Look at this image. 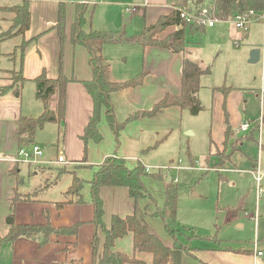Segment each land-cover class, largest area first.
I'll return each instance as SVG.
<instances>
[{"label": "crops", "instance_id": "0c3cea01", "mask_svg": "<svg viewBox=\"0 0 264 264\" xmlns=\"http://www.w3.org/2000/svg\"><path fill=\"white\" fill-rule=\"evenodd\" d=\"M6 1L12 2V5H3ZM24 1H27L30 13L28 29L23 33L13 34L0 44V88L11 85L10 73L20 68L25 80L22 85L16 83L0 96V240L8 234L9 226L6 218L11 213L12 200L17 195L34 194L28 201L23 199L14 203L13 213L16 224L43 225L49 222L54 228L74 224H78L79 227L77 236L52 235L43 246H40L37 241L26 238H18L13 243H0L1 255L8 253L10 256L7 264H93L91 241L95 226L90 188L87 182L92 179L97 166L109 156L116 155L123 158L129 168H134L140 163L149 175L156 174L154 172L161 174L160 171H162H156L154 169L156 165L152 162H170L168 167L163 169L166 171L164 174L166 177L170 171L179 169L178 165L172 163L176 160L177 162L199 161L198 143H201L204 149L206 147L207 156L210 154L208 158L206 156L202 159L204 162H210L216 151H226L232 154L225 160L224 165L226 162H231L235 154L242 155V158L244 155L250 164V170L245 171L248 174L251 170L257 172L256 169H259L262 163L264 164V19H259V16L253 19L263 22L259 24L262 27H260V35L252 34V40L239 51L233 47L237 33L223 27L219 28L216 31L219 40L215 45L219 51L208 64L199 59L201 45L197 36L201 37L207 28H214V25L209 27L204 24L200 31L197 27L186 29L188 31V35H185L187 56L197 59L202 69H209V72L200 79L201 87L198 92L203 111L193 116L179 107H167L154 117L137 118L127 122L116 140L102 110L98 123V131L102 139L98 143L89 140L85 153L81 136L92 116L93 102L83 82L91 80L93 74L88 63L87 50L81 45H73L70 41L75 2L72 0H0V33L9 30L11 25L6 30L3 25L7 20L13 21L14 17V14L9 16L5 12L6 8L21 5ZM204 1L207 3L210 0ZM61 2L64 3L66 12V39L62 47L54 29ZM88 2V0L84 1L87 10L90 6ZM194 2L189 3L190 8H194ZM106 5L107 12L99 10V13L105 14L95 16L101 5L93 14L91 13L90 17L86 13L85 31L91 27L100 31L124 33L127 36L138 35L146 27L154 25L161 16L169 15L177 7L175 0H138L136 13L138 16L124 19L128 25L133 26V29L131 28L128 32L122 25L110 27V22H107L105 15L109 13L110 7H116V11L118 7ZM5 13L9 18L5 17ZM121 19L123 21L122 17ZM177 29L179 27L169 26L157 37L163 40ZM245 32L248 33V30ZM247 33L245 38L249 35ZM229 48L239 53L238 68H233L224 55ZM255 48L260 49V59L257 63L250 64L249 54ZM60 54L63 74L70 79L66 87L64 122L60 125L45 124L36 131L33 142L21 144L17 138L20 118H35L43 111L42 103L36 98L34 79L42 73L48 78H56L59 74ZM243 55L246 63L255 65L254 68L243 69ZM102 56L109 64L111 81L123 82L140 73L145 74L141 85L113 92L110 95L113 115L118 123L126 122L131 114L150 110L166 94L179 95L180 93L182 54L160 47L143 48L139 45L107 44L102 48ZM56 105L57 95L55 94L49 100L48 107L55 109ZM245 123L250 124L246 131L241 128ZM227 128H230V132L226 140ZM60 132L62 133L59 135ZM232 143H235L234 149L231 146ZM48 144L51 145V148H48L51 152L44 149ZM34 145L42 151L38 163L27 164L17 160L20 149H30ZM252 145H255L261 153V157L251 159L243 151ZM58 156H62L67 164H56ZM215 157L218 156L215 155ZM238 161L241 160L238 159ZM223 166L213 169L224 170ZM170 167L172 168L168 169ZM227 171L238 170L227 169ZM30 175H39V183L32 189H23L25 176ZM73 175L86 182L80 191L82 201L77 202L79 197L74 196L71 198V203L57 208V203L67 200L63 193L71 184ZM62 177L68 179V186L59 196L52 197L48 191ZM145 177H142V183L151 198L144 197L135 201L130 197L126 187L101 188L103 222L108 226L113 215L124 217L135 213L151 234L157 236L164 245L171 247L172 239L166 234L162 222L151 216L156 208L163 205L165 190L163 197H153L148 190L150 187L144 180ZM168 179L173 180L169 177L167 182ZM98 237L101 250L104 241L103 233L99 231ZM74 241L77 246L67 257L63 251L64 246L67 242ZM113 249L136 260L135 264H153L151 253L134 250L131 233L118 239ZM227 250L214 248L211 252L202 250L194 254L192 252L194 249L190 248L189 254L182 255L181 264H264V250L255 244L253 249L243 254L240 250H238L239 254ZM257 252H262L263 256H257Z\"/></svg>", "mask_w": 264, "mask_h": 264}, {"label": "trees", "instance_id": "16d2710c", "mask_svg": "<svg viewBox=\"0 0 264 264\" xmlns=\"http://www.w3.org/2000/svg\"><path fill=\"white\" fill-rule=\"evenodd\" d=\"M64 1V0H63ZM67 1V0H66ZM74 1V21L70 28V41L73 45L83 46L89 55V66L92 71V79L84 81V87L92 98L93 112L90 120L84 129L81 139L84 142V152L89 140L95 143L101 141L102 136L98 131V123L103 110L109 129L113 132L116 140L124 125L137 118H151L160 113L163 109L171 106L179 107L187 110L191 115H198L203 111L198 92L200 90V79L209 72V69H202L199 62L187 56L185 51V31L197 27L200 31L203 24H188L180 18L179 9H183L188 0H175L177 6L169 15L161 16L154 25L146 27L140 34L127 36L124 33L100 31L89 28L84 30L87 23L86 13L87 5L85 0ZM194 8L186 7V11L193 13L197 17L208 18L213 13L214 17L219 21H229L234 19L236 15H243L249 12L260 13L264 9V0H210L209 4H205L204 0L194 2ZM206 9L207 14L201 16V12ZM14 14L13 24L6 32L0 33V44L3 40L10 38L13 34H20L26 31L30 24V13L27 1L21 5L6 8ZM66 12L63 2L59 5L57 21L54 29L57 32L60 45L66 39L65 34ZM169 26H176L170 36L163 40H159L157 35L163 32ZM139 45L146 47L166 48L173 53L182 54L181 69V90L179 95L166 94L158 103L150 110L136 112L131 114L127 121L118 123L113 115V109L110 102V95L113 92L136 87L143 83L144 73H140L135 77L123 81L115 82L109 79V64L102 56V48L104 45ZM12 83L9 86L0 88V96H2L9 88L25 81L22 76L21 68L14 72ZM17 79V80H16ZM70 79L63 74L62 56L59 60V74L56 78H48L44 73L34 79L36 85V98L42 103L43 111L35 118L21 117L17 131V138L21 144H29L33 142L35 133L45 124L54 123L60 125L64 122L65 117V96L66 87ZM57 95V105L55 109L48 107V102L52 96ZM230 128L225 131L226 140L229 138ZM62 132L59 133V135ZM234 146V143L231 144ZM232 153L225 154V160L230 158ZM221 155V156H222ZM210 156V154H209ZM207 156L206 158H208ZM84 159V158H83ZM64 173V171L62 172ZM149 175L142 164H137L134 168H129L123 158L116 155L109 156L97 166L96 172L92 179L87 182L90 188L91 203L93 206V224L95 233L91 241L93 264H126L137 263L136 260L129 258L127 255L115 251V242L131 233L133 236V248L137 252H148L153 256V264H181L182 255L189 254L190 248L188 244L180 241L181 235L178 229L177 215V197L178 186L173 180L165 182V200L161 207L156 208L151 214L152 217L160 219L166 234L172 239V246L164 245L157 236L151 234L146 226L138 219L135 213L124 217L113 215L110 224L106 226L103 222V202L100 197V190L103 187H126L128 193L135 201L139 198L150 197L142 183V177ZM151 175V174H150ZM154 179L163 180L161 174H152ZM86 182L72 176V181L63 196L67 199L64 202L56 204L57 208L63 207L65 204L71 203L74 196L79 197L77 202H81L80 191ZM32 195H17L12 200V210L7 216L6 222L9 226L8 234L0 240V243H13L18 238H26L37 241L40 246L46 244L52 235L77 236L78 224L68 227L54 228L48 222L43 225L15 223L13 206L18 200L28 201ZM104 235V241L100 250V240L98 232ZM190 231V230H189ZM191 233V232H190ZM77 246L76 241L67 242L64 246L66 256L71 254ZM247 253L248 251H244Z\"/></svg>", "mask_w": 264, "mask_h": 264}, {"label": "rangeland", "instance_id": "374dc122", "mask_svg": "<svg viewBox=\"0 0 264 264\" xmlns=\"http://www.w3.org/2000/svg\"><path fill=\"white\" fill-rule=\"evenodd\" d=\"M87 14L90 17L91 13L100 7L96 11V17L99 14H105L108 11L110 4L109 13L105 15L107 22H110V27H117L122 25L126 31H131L133 26L128 25L127 19L129 17L136 18L138 15H122L123 9L134 7L138 9V0H88ZM194 0H188L184 8L189 7L190 2ZM197 0H195L196 2ZM6 3V4H5ZM3 5H12V2L6 1ZM118 3L120 5L118 6ZM205 4H209V1ZM104 11V12H100ZM119 10V11H118ZM186 10V9H184ZM10 16L13 13L5 10ZM4 14L6 18H9L7 14ZM14 16V15H13ZM123 18V21L121 17ZM259 16V14H257ZM123 23V24H122ZM263 22H257L256 20H249L244 29L237 26L235 19L229 22L222 23L219 20L214 22V28H207L205 33L198 37L200 42L201 56L199 59L206 64L209 63L219 51V48H215L218 42L219 35L216 31L220 28L228 29L237 33L233 47L235 49H242L243 46L252 40V34L260 35L259 24ZM13 21L7 20L6 24L3 25L6 30ZM87 24V23H86ZM204 27V25H203ZM262 28V27H261ZM188 30V29H187ZM185 31V35H188V31ZM248 30V37L245 38V34ZM247 33V34H248ZM236 43V44H235ZM198 46V47H199ZM220 47V46H219ZM253 50V49H252ZM232 53V55L230 54ZM229 62H231L233 68L239 67V53L234 49L229 48L224 54ZM193 58H195L193 56ZM198 59V60H199ZM243 69L254 68L255 65H249L246 63V58L243 55ZM197 60V59H193ZM205 60V61H204ZM208 61V62H207ZM237 73V71H235ZM14 72L10 73V77H14ZM17 80V79H16ZM48 134V133H45ZM43 148L45 146H42ZM47 147V148H46ZM44 149L47 152H51V145L48 144ZM226 147V146H225ZM197 153L199 155L198 162H177L175 165L179 166V169L172 170L169 172L167 177L164 175L166 171L163 169L168 167L170 162H152L155 163V170L160 171L163 176V180L154 179L151 175L146 176L144 180L148 183V190L153 197L164 196V183L167 182V178L176 180L178 186V197H177V225L181 235L179 239L182 243L188 244L190 248H193L194 254L196 252L205 250L211 252L214 248H220L233 253H245L253 249V245H257L260 249L264 250V164L259 167L257 173L262 177L260 186L254 181L253 177L245 171L250 170V164L247 157L239 154H235L231 162H225V154L230 152L216 151L213 154V158L210 162H204L207 155L206 147L204 149L201 143L197 145ZM232 148H235V143ZM251 159L261 157V153L255 148V145L250 148L243 150ZM216 156H220L215 157ZM222 155V156H221ZM218 158V159H217ZM235 158V159H234ZM242 158V159H241ZM217 159V160H216ZM240 159L241 161H238ZM217 161V162H216ZM264 162V160H263ZM224 165V166H223ZM224 170L213 169L221 168ZM210 168H212L210 170ZM227 169H237L238 171H227ZM152 173V171H150ZM158 173V172H154ZM39 175L29 177L25 176L23 189H32L39 183ZM68 179L64 177L60 178V181L54 185L51 190L48 191L52 197L59 196L68 186ZM258 188H260V194L258 195ZM190 230V231H189ZM191 232V233H190ZM240 250V252H238ZM187 255V254H183ZM10 256L8 253L1 255L0 252V264H7Z\"/></svg>", "mask_w": 264, "mask_h": 264}, {"label": "built area", "instance_id": "2783aa9c", "mask_svg": "<svg viewBox=\"0 0 264 264\" xmlns=\"http://www.w3.org/2000/svg\"><path fill=\"white\" fill-rule=\"evenodd\" d=\"M179 11H180V18L185 20L188 24H194V23L203 24V25L207 24L209 27H212L214 25V22L217 21L213 13L208 18H201V17L195 16L193 13L188 12L184 9H179ZM136 13H137V9L134 7H130V8L125 7L122 11L123 16L130 15V14L132 15ZM205 14H207L206 9H204L201 12V16L203 17V15ZM257 14H259V19H264V9L260 13L249 12L243 15L238 14L234 17V19L237 21V26L239 28L244 29L249 20H253L256 17H258ZM249 125H250L249 123L243 124L241 126L242 130L246 131L249 128ZM41 155H42L41 149L38 146L34 145L30 149H25V148L20 149L17 154V160L23 163H27V164H36L38 163V159ZM55 163L66 165L67 161L62 156H58ZM171 168L172 167L168 169H171ZM249 173L253 176L254 181L258 184V187H259L260 182L262 181V177L259 176L257 172H254L252 170ZM259 194H260V188H258V195ZM257 256L259 257L263 256L262 252H257Z\"/></svg>", "mask_w": 264, "mask_h": 264}, {"label": "water", "instance_id": "95a60500", "mask_svg": "<svg viewBox=\"0 0 264 264\" xmlns=\"http://www.w3.org/2000/svg\"><path fill=\"white\" fill-rule=\"evenodd\" d=\"M260 59V49L258 48H255L253 50L250 51V54H249V60L248 62L250 64H255L259 61ZM170 181V179H168V182Z\"/></svg>", "mask_w": 264, "mask_h": 264}]
</instances>
